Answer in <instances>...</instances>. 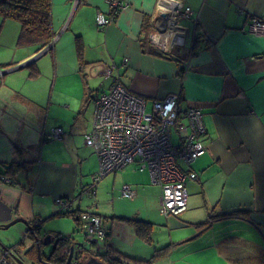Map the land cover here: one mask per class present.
I'll use <instances>...</instances> for the list:
<instances>
[{"label":"crops","instance_id":"0c3cea01","mask_svg":"<svg viewBox=\"0 0 264 264\" xmlns=\"http://www.w3.org/2000/svg\"><path fill=\"white\" fill-rule=\"evenodd\" d=\"M109 1L52 0L54 47L34 61L44 58L43 80L39 67L37 77L28 66L14 69L40 52L19 47L20 23L0 16V71L13 70L0 75V165L30 163L19 184L0 182V199L33 224L71 222L77 238L80 227L58 215V201L71 212L97 214L108 230L103 247L131 259L159 261L166 251L153 258L155 246L174 231L169 247L185 257L264 264V35L250 27L251 18L264 22V0H121L114 22L100 29L96 17L109 14ZM177 4L191 10L179 23L183 44L167 57L145 52L150 26L170 18ZM109 69L149 111L170 94L180 96L182 112L203 111L207 151L191 166L198 178L187 182V208L177 217L160 213L161 190L136 163L90 191L100 159L85 143L95 111L89 103L108 91ZM58 127L63 137L48 139ZM126 187L134 198L123 197ZM134 221L151 224V242L138 236ZM155 233L166 238L155 240Z\"/></svg>","mask_w":264,"mask_h":264},{"label":"built area","instance_id":"2783aa9c","mask_svg":"<svg viewBox=\"0 0 264 264\" xmlns=\"http://www.w3.org/2000/svg\"><path fill=\"white\" fill-rule=\"evenodd\" d=\"M121 0L109 1V14L99 13L96 25L106 29L115 20L122 8ZM176 7V6H175ZM170 18H161L150 26L149 43L164 54H171L182 38L179 23L191 13L190 8L177 4ZM180 16L184 18H179ZM172 17V18H171ZM251 31L264 35V22L251 18ZM104 78L110 82L108 91L95 99L93 127L85 135V143L100 159V170L94 184L106 175L132 164L138 170H148L151 182L161 190L160 213L166 217H177L187 208V182L195 181L198 174L192 164L207 151L204 138L206 128L204 114L199 108L180 110V96L170 94L154 101L150 111L144 98L133 94L109 69ZM61 127L53 128L50 140L63 137ZM9 184L8 180H5ZM95 186V185H94ZM125 198H134L135 192L124 188ZM63 210H69L65 200H59ZM80 230L89 242L95 241L104 248L108 230L104 219L91 212L79 215ZM14 248L0 246V264H19Z\"/></svg>","mask_w":264,"mask_h":264},{"label":"trees","instance_id":"16d2710c","mask_svg":"<svg viewBox=\"0 0 264 264\" xmlns=\"http://www.w3.org/2000/svg\"><path fill=\"white\" fill-rule=\"evenodd\" d=\"M52 0H0V16L4 19L14 20L20 23L21 30L18 36L17 45L19 47L35 46L37 52L44 50L49 44L53 42L54 31L52 26ZM148 25V24H147ZM143 48L145 52L155 54L158 56L167 57V55L152 49L147 38L143 39ZM30 71V77H37L39 70L36 63L28 65ZM183 72V69H181ZM15 160L12 162L2 163L0 165V182L5 180L9 181L11 185H17L22 181V178L27 175L29 170V164L27 161ZM28 181V180H25ZM92 195L95 193V186L93 184L90 188ZM81 212H71L70 210H62L58 215L63 217H72L76 223V229L81 226L80 215ZM213 218L207 221L204 229L210 227V223ZM214 220V219H213ZM136 232L140 238L145 240L147 243L151 242L152 227L150 223H142L134 221ZM106 249V248H105ZM109 252L116 255V251L107 247ZM156 253V254H155ZM155 255H158L155 250ZM118 254V253H117ZM32 257L36 259V251H32ZM117 257H125L118 259L117 264H128L126 261L129 259L131 264H149L151 260L142 261L137 259H131L122 254L116 255ZM154 258V257H153ZM117 260V261H118ZM123 260V261H122Z\"/></svg>","mask_w":264,"mask_h":264},{"label":"water","instance_id":"95a60500","mask_svg":"<svg viewBox=\"0 0 264 264\" xmlns=\"http://www.w3.org/2000/svg\"><path fill=\"white\" fill-rule=\"evenodd\" d=\"M54 47V42L49 44L44 50H42L35 58L20 64L18 67L14 68L16 70L23 69L26 66L30 65L31 63H34L37 59H39L41 56L45 55ZM9 71L13 70H5V71H0V75H5L9 73ZM44 222L45 220H39L38 222H35L32 224V222L28 219H25L23 217H15L13 208L8 206L2 199H0V229H9L11 226L17 224V223H22L25 226L24 229V234L26 236L30 237L34 244L32 247L28 249H24V255L29 258L32 261V264H60L58 263H51V258L54 256V254L59 251L64 255L65 253H68L69 251V256L67 258V261L65 264H70L72 261V258L74 260H77L78 254H79V248L89 251V252H95L98 253V251L101 248H98L97 244L95 241L89 242L86 240V237L84 234H81V239L83 241H80L74 233H70L64 237H59L55 236L54 238L50 235H46L45 240H41V234L44 230ZM45 233V232H43ZM65 242V244L62 246V248L58 249L59 243L60 242ZM52 245V250L48 256H46L42 252V246H49ZM96 246V250L94 248H89L88 246ZM0 246L7 248L4 246L3 243L0 242ZM21 247V246H19ZM88 247V248H87ZM17 248L15 249V251ZM36 251V259L32 257V251ZM18 252V251H17ZM18 254V253H17ZM16 259L18 260L19 264H27L26 261L20 256L17 255ZM88 264H102L101 261H99L97 258L93 257L90 258L88 261Z\"/></svg>","mask_w":264,"mask_h":264},{"label":"rangeland","instance_id":"374dc122","mask_svg":"<svg viewBox=\"0 0 264 264\" xmlns=\"http://www.w3.org/2000/svg\"><path fill=\"white\" fill-rule=\"evenodd\" d=\"M14 22H16V21H14ZM3 57H4V54L2 53V50L0 47V59ZM43 61H44V58L41 59L36 64L37 67H39V69L41 70L40 80H43L46 76L44 74L43 68H42V64H44ZM40 62H41V64H39ZM89 105L92 106L93 111H94V109H95L94 100H91ZM93 180H94V178H92V181L89 183L90 185L94 184ZM70 224H71V222H70ZM70 224L63 222L62 220L50 221L49 223H45V225H44L45 228L43 230V232H45V233L42 232L41 240L42 241L45 240L47 234L54 238L55 236L64 237V236L68 235L66 233H72L71 232L72 225H70ZM24 229H25V226L22 223H17L15 225L11 226L9 229H0V242L3 243L4 246L7 248H14V249L17 248V250H16V253H18L17 255L22 257L24 259V261H26L27 264H32V261L24 255V249L26 250V249L32 247L34 242L30 237H28V236H26V234H24ZM180 231L181 230H179V231L176 230L175 232H180ZM158 236L161 237L162 239L166 238V237H164V233H162V234L155 233V235H154L155 240H157ZM166 236H167V240H164V241L161 240L162 242H160L159 245L155 246V249L157 250V252H159L160 249L165 250L166 251L165 255H163L159 261H156V262L154 261V262L149 263V264H229L227 261H224V259H219V258H215V257L202 258L204 256H199V255H195V256H191V257H185V254H183L184 252L180 251V249L169 247L170 239H172L171 242H173L174 236L177 237L176 233H174V231H167ZM191 237H193V236H191ZM78 239L81 240V236ZM19 246H21V247H19ZM51 250H52V245L42 246V252L46 256H48L50 254Z\"/></svg>","mask_w":264,"mask_h":264},{"label":"flooded vegetation","instance_id":"af4514ba","mask_svg":"<svg viewBox=\"0 0 264 264\" xmlns=\"http://www.w3.org/2000/svg\"><path fill=\"white\" fill-rule=\"evenodd\" d=\"M24 161V160H22ZM39 220H35V222H38ZM33 224V223H32ZM65 244V242H60L59 243V246H58V249L62 248V246ZM89 248L91 247L90 245L88 246ZM87 247V248H88ZM91 248H96V246H92ZM97 249V248H96ZM95 249V250H96ZM109 252L107 249L105 248H102L98 251V253H95V252H89V251H86V250H83L81 248H79V254H78V258L77 260H74L72 258V261L70 262V264H88V261L90 260V258H97L99 261L102 262V264H117V262H119L118 259H121V258H125V257H117L116 255L114 254H111V253H107ZM156 254V253H155ZM69 256V251L68 253H65L64 255H62L61 252L57 251L54 256L51 258V263H60V264H65L66 261H67V258ZM122 256H125V255H122ZM153 257H155L153 255ZM118 260V261H117Z\"/></svg>","mask_w":264,"mask_h":264},{"label":"bare ground","instance_id":"6f19581e","mask_svg":"<svg viewBox=\"0 0 264 264\" xmlns=\"http://www.w3.org/2000/svg\"><path fill=\"white\" fill-rule=\"evenodd\" d=\"M104 74H105V73H104ZM4 182H5V181H4ZM4 182H3V183H4Z\"/></svg>","mask_w":264,"mask_h":264}]
</instances>
